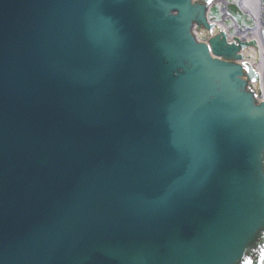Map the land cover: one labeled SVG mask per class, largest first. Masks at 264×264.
<instances>
[{
    "label": "water",
    "instance_id": "1",
    "mask_svg": "<svg viewBox=\"0 0 264 264\" xmlns=\"http://www.w3.org/2000/svg\"><path fill=\"white\" fill-rule=\"evenodd\" d=\"M204 10L0 0V264L240 259L264 228V124L235 69L191 37ZM226 14L252 27L237 5ZM236 41L208 44L241 60Z\"/></svg>",
    "mask_w": 264,
    "mask_h": 264
},
{
    "label": "bare ground",
    "instance_id": "2",
    "mask_svg": "<svg viewBox=\"0 0 264 264\" xmlns=\"http://www.w3.org/2000/svg\"><path fill=\"white\" fill-rule=\"evenodd\" d=\"M251 1V0H250ZM249 1V2H250ZM254 38V37H253ZM254 39H256V40H258L257 39V37H255ZM258 45V49L259 50H257L256 48H252V49H250V48H247L246 50H244V54H245V56H246V59H247V61L248 62H250V63H252V62H254V60H256V56L258 55H262V54H264V49H263V47H261V45H259V44H257ZM262 67H264V59L262 58ZM254 86H256V85H254Z\"/></svg>",
    "mask_w": 264,
    "mask_h": 264
},
{
    "label": "snow or ice",
    "instance_id": "3",
    "mask_svg": "<svg viewBox=\"0 0 264 264\" xmlns=\"http://www.w3.org/2000/svg\"><path fill=\"white\" fill-rule=\"evenodd\" d=\"M208 2L210 3L211 0H208ZM261 251H262V255H264V249H262ZM245 264H251V262L248 260H245Z\"/></svg>",
    "mask_w": 264,
    "mask_h": 264
}]
</instances>
